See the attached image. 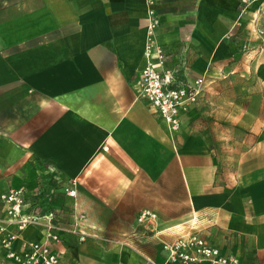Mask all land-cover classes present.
<instances>
[{"label":"crops","instance_id":"1","mask_svg":"<svg viewBox=\"0 0 264 264\" xmlns=\"http://www.w3.org/2000/svg\"><path fill=\"white\" fill-rule=\"evenodd\" d=\"M155 8L166 66L181 82L205 78L177 131L140 94L147 0H0V193L53 191L68 226L85 214L86 240L63 232L54 245L61 264H180L162 245L192 232L243 264H264V39L254 27H264V0ZM222 126L246 146L235 158L219 150L229 145ZM228 158L237 165L224 173ZM142 209L156 212L155 230L138 222ZM112 211L118 229L107 236Z\"/></svg>","mask_w":264,"mask_h":264},{"label":"built area","instance_id":"2","mask_svg":"<svg viewBox=\"0 0 264 264\" xmlns=\"http://www.w3.org/2000/svg\"><path fill=\"white\" fill-rule=\"evenodd\" d=\"M155 2L147 0L150 6L149 29L141 68L140 94L169 124L170 129L177 131L181 127L182 116L200 98L205 78L200 76L192 81L181 82L176 71L166 66L169 53L156 35L161 19ZM71 183L65 194L75 197L76 182ZM52 192L38 188L28 197L27 190L18 186L0 193V248L5 250L6 258L13 264H61L60 254L54 245L62 242V233L79 234L81 241L89 236L80 227L81 220L86 217L84 213L75 211L72 225L60 221L58 212L51 204ZM137 220L144 229L153 231L157 214L150 209H142ZM30 225L42 230V238L20 237V231ZM162 250L168 261L180 264L204 261L210 264H243L237 256L223 253L207 238L194 232L164 242ZM144 264L158 263L154 257L146 256Z\"/></svg>","mask_w":264,"mask_h":264},{"label":"rangeland","instance_id":"3","mask_svg":"<svg viewBox=\"0 0 264 264\" xmlns=\"http://www.w3.org/2000/svg\"><path fill=\"white\" fill-rule=\"evenodd\" d=\"M254 27H255V31H256V34H258V36H260L261 38H263L264 39V27L263 26H260L259 25V23H257L256 24V22H254ZM249 40H248V36H244L243 38H241V42L242 43H244V47H246V48H248V43H246V42H248ZM221 105L222 106H225V103L222 101L221 102ZM213 107V106H212ZM209 112L210 111H208V113H205L204 115H203V121L207 124V126L209 125V122H210V115H209ZM213 119V118H212ZM215 119V118H214ZM213 119V120H214ZM215 121V120H214ZM225 126H222V129H224L223 131H220L219 133H218V135L219 134H221L222 132H223V135L224 136H228V138L226 139V141H221L222 143L224 142V143H228L227 145L228 146H220L219 147V150H221V154H225V155H233L234 157L233 158H235L236 157V154L237 153H239L242 149H244L246 146H242V145H240L239 143V146H235V144H236V141L235 140H233V138L231 137V136H238V132H236V130H232V131H226L225 130ZM227 128H229V127H227ZM213 134H214V136H216V134H215V131L213 132ZM241 134H242V132H241ZM240 135V134H239ZM249 142H248V140H246L245 141V143L244 144H248ZM227 158V157H226ZM236 165H237V163L235 162V161H232L231 159H229L228 158V161H225V162H223V163H220L219 164V169L222 171V172H224V173H230V172H232V171H234V169H235V167H236ZM74 205L75 206H77V204H75V202H74ZM93 205H95V206H93L94 207V211H95V213H97L98 211H100V210H103V209H101V208H99V204L95 201L94 202V204ZM100 207H103L102 205L100 206ZM79 211V210H78ZM139 211V210H138ZM108 221H109V223H111L110 224V226L109 227H105V230H106V235L107 236H114V235H112V234H114V231L115 230H117L118 228H115L113 225H114V213H113V211L109 214V216H108ZM0 264H13L12 262H10L9 260H6V259H2L1 257H0Z\"/></svg>","mask_w":264,"mask_h":264}]
</instances>
